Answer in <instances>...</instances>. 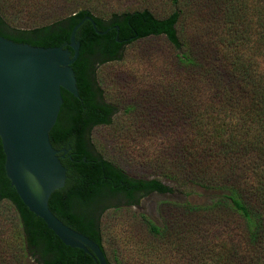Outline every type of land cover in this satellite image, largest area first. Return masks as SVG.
Wrapping results in <instances>:
<instances>
[{
  "label": "trees",
  "instance_id": "1",
  "mask_svg": "<svg viewBox=\"0 0 264 264\" xmlns=\"http://www.w3.org/2000/svg\"><path fill=\"white\" fill-rule=\"evenodd\" d=\"M103 2L0 0V35L14 42L62 45L85 15L99 31L106 29L96 33L83 20L74 33L77 97L60 89L62 102L48 131L65 169L63 185L48 196L49 210L97 243L111 264L101 244L102 213L189 183L211 195L202 203H163L160 224L140 214L150 240L165 244L171 236L220 227L227 232L205 240L197 264H264V0H168L163 16L144 4L148 0L136 8ZM147 37L164 39L167 68L178 81L163 85L154 78V91L165 89L127 97L123 113L147 131L156 118L183 121L182 129L171 130L172 143L149 162L162 180L129 175L94 152L89 138L93 127L111 123L117 110L110 100L125 94L116 80L105 89L97 68L120 60L125 45ZM153 76L162 78L157 71ZM3 160L0 145V264H94L27 210L4 174Z\"/></svg>",
  "mask_w": 264,
  "mask_h": 264
},
{
  "label": "rangeland",
  "instance_id": "2",
  "mask_svg": "<svg viewBox=\"0 0 264 264\" xmlns=\"http://www.w3.org/2000/svg\"><path fill=\"white\" fill-rule=\"evenodd\" d=\"M104 2L102 7L114 5L136 8L143 3L141 0H104ZM144 4L156 16H163L170 9L168 0H148V3L144 2ZM18 9L19 7L16 8ZM169 55L167 44L162 37H147L125 45L120 60L97 68L103 78L101 85L105 89L113 88L109 82L116 80L117 87H120L125 94L121 99L110 100L117 110L111 117V123L93 127L89 132V138L94 152L112 161L131 176L147 178L156 176L161 179L148 167L149 162L154 164L156 155L165 151V146L172 143L171 130L174 127L182 129L185 126L182 120L165 123L157 122L156 118V122L148 127L147 131L139 126L137 119L123 113L125 99L130 98L128 100L130 101L142 97L143 94L152 96L160 89H165L159 86V89L154 91V86L149 84L154 78L162 84L173 85L178 81V78H175L172 71L167 68ZM149 60L154 63L150 65ZM156 71L162 78L153 76ZM110 90L112 92V89ZM107 93L110 94V91ZM175 186L172 192L161 194L150 192L139 197L136 204H121L117 208L108 207L102 213L101 244L111 264H197L205 240L207 238L218 240L224 232H227L222 231L220 227H211L203 231V234L181 235V233L179 237L171 236L168 237L169 240L166 238L165 244L153 243L141 224L140 214L147 216L155 224H160L163 218L161 213L163 203L184 201L202 203L211 195V191H205L189 183ZM197 226L199 228L196 229L201 230V227ZM230 239L235 242L236 236Z\"/></svg>",
  "mask_w": 264,
  "mask_h": 264
},
{
  "label": "water",
  "instance_id": "3",
  "mask_svg": "<svg viewBox=\"0 0 264 264\" xmlns=\"http://www.w3.org/2000/svg\"><path fill=\"white\" fill-rule=\"evenodd\" d=\"M83 20L96 33L106 31L85 15L58 46H33L0 35V145L4 174L27 210L62 244L86 252L94 264H107L97 243L63 224L47 205L50 193L63 185L65 172L48 131L62 102L60 89L77 97L71 63L78 52L74 33Z\"/></svg>",
  "mask_w": 264,
  "mask_h": 264
}]
</instances>
